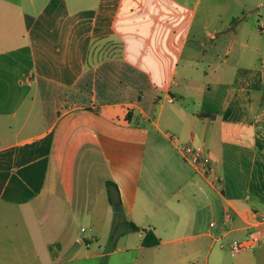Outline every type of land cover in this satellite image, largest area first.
Wrapping results in <instances>:
<instances>
[{
    "label": "crops",
    "instance_id": "obj_1",
    "mask_svg": "<svg viewBox=\"0 0 264 264\" xmlns=\"http://www.w3.org/2000/svg\"><path fill=\"white\" fill-rule=\"evenodd\" d=\"M200 2L0 0L1 208L44 202L58 184L59 200L76 197V161L84 152L106 160V142L115 160L103 183H116L126 220L156 231L146 216L175 197L189 213L168 221L173 237L157 245L142 244L143 229L136 245L120 237L115 251L137 249L126 264L165 244L168 264H264V241L233 248L264 213V25L254 31L245 4L237 15ZM185 144L206 157L207 176Z\"/></svg>",
    "mask_w": 264,
    "mask_h": 264
},
{
    "label": "rangeland",
    "instance_id": "obj_2",
    "mask_svg": "<svg viewBox=\"0 0 264 264\" xmlns=\"http://www.w3.org/2000/svg\"><path fill=\"white\" fill-rule=\"evenodd\" d=\"M212 1L218 3L220 7L228 6L229 11H235L237 15L244 4L252 9L253 14L248 17V21L255 32H259L256 25L262 21L264 23V0ZM205 2L207 0H201L200 5ZM251 43L257 45L258 42ZM259 99L260 95L256 94L255 100L259 102ZM104 148L109 150L106 160L99 154L84 152L76 161V197L72 195L68 201L59 200V193L64 190L58 184L51 186L44 202L22 206L19 210L0 207V264H126L135 257L137 249L127 252L115 251L117 241L122 236L127 238L128 244L136 245L138 238L135 234L139 230L125 229L123 223L125 215L115 210L118 202L114 203L111 212L107 211L109 199L107 200L108 191L105 189L103 179L107 177L106 164L114 163L115 150L114 144L106 142ZM145 157L147 163H157L161 160L153 152H146ZM187 173L199 176L191 166H188ZM52 192L56 193V200H52ZM114 194L112 192L113 197ZM178 199L179 197H175L169 200L166 208L160 206L162 209L159 212L152 209L145 218L149 219V223L156 225L154 233L159 239L173 237L167 230L168 221H176L180 214L181 219H185L189 214L186 204L178 202ZM158 205H161V202L155 200L153 206ZM165 211L168 216L163 215ZM137 225L143 229L150 224ZM82 227L86 230L82 231ZM185 235L187 233L184 232L176 234L177 237ZM91 236H95L96 239L88 243ZM191 240L193 239L186 237L181 243H188ZM57 241L62 243L61 252H57L59 245ZM218 248L216 246L214 250ZM166 249V244L157 248H144L137 256L136 263L168 264L163 260ZM225 254H228L229 262H238L240 257L231 251H225Z\"/></svg>",
    "mask_w": 264,
    "mask_h": 264
},
{
    "label": "built area",
    "instance_id": "obj_3",
    "mask_svg": "<svg viewBox=\"0 0 264 264\" xmlns=\"http://www.w3.org/2000/svg\"><path fill=\"white\" fill-rule=\"evenodd\" d=\"M105 3H112L114 0H103ZM105 14H101L97 23V32H103L105 29V22H104ZM264 25V23H263ZM183 156L189 160L197 172L203 176H207L210 171L211 167L208 163L206 157L202 154L200 150L193 148L189 144L181 145L180 147ZM250 223L252 226H256L257 230L252 235L245 237L233 244V248L236 250H243L247 248H251L256 244L261 243L264 241V213L254 214L251 215ZM82 231H85V227L81 228Z\"/></svg>",
    "mask_w": 264,
    "mask_h": 264
},
{
    "label": "trees",
    "instance_id": "obj_4",
    "mask_svg": "<svg viewBox=\"0 0 264 264\" xmlns=\"http://www.w3.org/2000/svg\"><path fill=\"white\" fill-rule=\"evenodd\" d=\"M106 185H107L109 202L111 204L118 202L119 201L118 187H117L116 183L111 181V180H107ZM112 192L115 193L116 197L115 196L113 197ZM123 223H124L125 229L130 228L133 230H140V227L132 220L123 219ZM159 242H160V239L156 236V234L154 233V231L152 229H145L144 230V237L142 239V244L144 246L157 245V244H159Z\"/></svg>",
    "mask_w": 264,
    "mask_h": 264
},
{
    "label": "water",
    "instance_id": "obj_5",
    "mask_svg": "<svg viewBox=\"0 0 264 264\" xmlns=\"http://www.w3.org/2000/svg\"><path fill=\"white\" fill-rule=\"evenodd\" d=\"M115 210H116V211H122V207H121V205H120V203H119V202H118V203H116ZM143 230H144V228H143Z\"/></svg>",
    "mask_w": 264,
    "mask_h": 264
}]
</instances>
